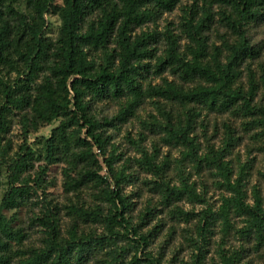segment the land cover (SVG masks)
Segmentation results:
<instances>
[{"label": "trees", "instance_id": "obj_1", "mask_svg": "<svg viewBox=\"0 0 264 264\" xmlns=\"http://www.w3.org/2000/svg\"><path fill=\"white\" fill-rule=\"evenodd\" d=\"M181 1L0 0V68L16 71L14 78L0 73V175H6L8 184L0 200V264H13L11 241L21 242L26 236L13 227L6 211L20 208L37 194L49 165L60 161L63 154L71 164L84 165L78 179L66 182L68 190L87 183L103 187L99 193L102 205L71 208L82 217L104 218L108 231L80 236L73 227L69 237L62 239L58 222L47 208L43 217L36 218L45 227L44 246L22 251L24 257L18 264H74L87 260L96 248L106 246L109 264H124L121 248L135 250L128 264H161L147 251L161 225L142 233L141 226L131 219L132 201L124 193L131 174L126 162L119 169L115 167L121 154L109 133L134 116L145 102L155 104L165 120L161 122L152 115L145 122L147 128L161 133L165 145L180 149L181 157L175 164L180 183L166 179L168 156L157 161V155L143 154L140 164L153 174L149 188L160 194L172 217L186 223L198 222L190 239L198 252L193 264H201L204 259L203 251L215 226L225 236L233 232L238 238L253 241L257 249L264 247V198L255 188L251 196L248 194L245 167L250 161L239 162L234 171L227 159L236 139L233 131L227 132L225 146L206 149L196 133L203 110L235 111L250 117L245 123L260 129L255 133L257 137L264 136V106L254 103L252 72L249 88L241 85V66L260 53L249 41L248 24L263 18L264 0H206L202 5L195 0L183 9L181 34H175L169 25L164 31L144 30L148 23L155 24L162 15L173 12ZM19 4L26 10L20 11ZM214 6L218 10L214 11ZM51 14L58 15L61 23L55 39L46 32ZM216 22L234 35V41L226 36L220 45L210 41L209 32ZM182 34L187 40L184 47ZM160 41L164 48L158 54ZM166 71L175 79L162 77L158 84L146 82L147 75L161 76ZM107 98L119 104L117 113L96 116L93 103ZM162 101L167 106V102L171 103V110L159 106ZM173 105L180 107L178 115ZM20 113L26 132L60 119L44 139L46 165L37 166L32 179L25 175L36 167L35 150L26 140L15 150L8 137L14 116ZM186 161L198 169L208 168L215 175L217 186L225 191L219 206L209 204L197 185L189 182L183 170ZM105 166L113 184L102 173ZM184 197L193 203L203 201L206 207L198 212L185 210L178 203ZM151 210L144 212L141 223ZM237 219L241 226L236 225ZM120 239L127 241V248L117 246ZM225 246L219 245L218 261L212 264L238 262V251Z\"/></svg>", "mask_w": 264, "mask_h": 264}, {"label": "rangeland", "instance_id": "obj_2", "mask_svg": "<svg viewBox=\"0 0 264 264\" xmlns=\"http://www.w3.org/2000/svg\"><path fill=\"white\" fill-rule=\"evenodd\" d=\"M194 1L182 0L181 4L173 12L165 13L155 24L148 23L144 26V30L150 28L164 31L166 26L169 25L175 34H181L183 9L193 5ZM57 2L62 3V0H57ZM198 2L199 5H202L206 0H198ZM213 8L214 11L218 10L216 6ZM18 9L20 11L26 10L22 4L18 5ZM48 19L47 35L55 39L61 25L60 18L58 15L51 14L48 15ZM139 31L138 29L137 32ZM182 35L181 46L184 47L187 40L184 34ZM209 36L210 41L217 45L221 44V40L225 36L231 41H234L235 38L225 26L218 22L214 24ZM248 38L252 44L258 47L260 53L256 58L247 59L241 66V69H243L241 85L246 90L249 88V72H252L255 78L254 103L264 106V16L248 24ZM158 47V54H160L164 48L163 41L158 43ZM0 73L8 75V78L16 76V71H8L2 68H0ZM162 77H166L169 80L175 79V76L170 71H166L161 76L155 74L147 75L146 82L158 84L162 82ZM167 104L169 106L166 105L165 101H162L159 106L167 107L171 110V103L167 102ZM119 107L115 99L107 98L102 101H95L92 110L96 116L104 117L115 115ZM173 110L178 115L180 107L175 105ZM29 112L30 114L32 113L31 110ZM152 115L156 116L161 122L165 121L155 104L145 102L137 109L134 116L120 123L115 129L111 128L109 130V133L113 136L112 143L118 147V153L121 154V159L116 162L115 167L119 169L126 162L127 172L131 174V181L125 184L124 193L132 201L130 215L135 225L139 224L141 226L142 233L153 231L156 225H161L159 234L154 237L147 251L160 259L161 264H193L198 252L193 247L190 239L196 232L198 222L194 220L186 223L173 218L172 214L162 204L160 194L152 192L149 188L152 184H149L148 181L154 180L153 174L144 170L140 164L143 154L149 156L157 155V161H161L165 156H168L170 164L165 172L167 175L166 179L171 183H180L178 170L175 167L181 157L180 149L175 146L165 145L161 138V133H155L147 128L145 122L150 121ZM20 116L21 113L14 116L13 126L8 137L13 141V149L15 150L25 140L35 150L36 167L25 175L27 178L32 179L35 177L37 166L46 165L44 139L48 138L52 129L59 125L60 119L54 120L50 124L41 125L37 130L30 129L26 132L20 122ZM249 119L250 117L235 111L221 113L203 110L198 118L196 133L203 149L208 146L222 148L225 146L224 141L226 140L227 132L232 130L236 139L233 145L230 146L232 150L227 155V159L231 161L234 171L237 170L239 162L245 164L250 161L248 162L249 166L245 167L248 194L251 196L253 188H255L259 190L264 198V136L257 137L255 135L260 129L257 127L253 128L250 123H245ZM202 124H204L203 128ZM227 125H230L231 128H227ZM75 148L77 149L78 147ZM95 151L98 152L97 149ZM65 155L67 154L61 155L63 157L60 161L49 165L43 180V187L38 189L37 194H34L20 208L6 211L8 218L12 219L13 227L22 230L26 235L21 242L11 241L10 254L13 258V264H18V261L24 257L21 253L22 251L44 246L46 239L45 227L36 218L43 217L47 208L51 209V214L58 222L62 239L69 237V232L73 227H76L80 236L93 233L101 235L108 231L104 218L94 220L82 217L71 208L73 205H77L90 209L96 205H102L99 193L103 187L95 183H87L80 188L68 190L66 182L71 181L74 177L78 179L84 165L83 163L74 162L71 164L72 161L67 159ZM183 170L189 182L197 185V190L203 193L208 203L219 206L220 198L225 191L217 186L215 175L211 174L210 169L205 167L198 169L192 162L186 161L183 164ZM102 173L113 184V179L108 173L106 166ZM7 187L6 175L1 174L0 200ZM178 203L185 210L195 212L206 207L203 201L193 203L188 201L186 197ZM149 207L153 209L151 210L152 213L148 215V219L145 222L141 223V217L146 210H150ZM236 225H242L240 220H236ZM126 243L127 241L120 239L117 246H125L127 248ZM221 243L226 245L225 248L238 251L239 260L236 264H264V247L257 249L254 247L253 241L238 238L233 232L225 236L219 226H215L210 243L207 249L203 251L204 259L201 264H212L218 261V247ZM107 250L108 246L96 248L91 252L87 260L74 261V264H109L111 261L107 255ZM121 250L120 254L124 256V264H128L135 254V250L134 248H129V250L121 248ZM138 256L144 257L143 253H138Z\"/></svg>", "mask_w": 264, "mask_h": 264}]
</instances>
